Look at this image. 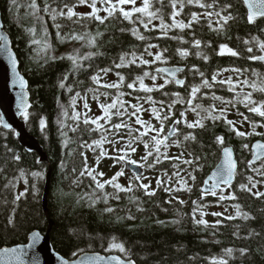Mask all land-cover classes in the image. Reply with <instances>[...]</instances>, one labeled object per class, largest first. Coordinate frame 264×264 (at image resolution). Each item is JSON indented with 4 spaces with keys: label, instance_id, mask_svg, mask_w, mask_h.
<instances>
[{
    "label": "trees",
    "instance_id": "trees-1",
    "mask_svg": "<svg viewBox=\"0 0 264 264\" xmlns=\"http://www.w3.org/2000/svg\"><path fill=\"white\" fill-rule=\"evenodd\" d=\"M201 2L212 6L201 7L195 3L185 4L181 15L177 17L178 20H184L187 23L191 14L196 13L200 17L199 23L194 22L191 29H172L167 36H162L159 19H153L149 29L146 30L139 21L133 23L126 20L119 12L104 24L91 18L82 19L80 24L73 23L76 17L72 20L60 16H57L55 21L51 19V9L59 11L65 3L71 5L75 3V0H35L39 12L44 14V22L41 21V23H37L28 10L27 6L29 9L33 8V0H15V2L0 0V11L5 30L11 37L21 64V72L30 85L32 106L28 111L29 116L23 119L29 135L39 142L47 157V159H42L37 152H28L22 146L18 132L6 130L0 124V249L26 244L30 234L39 231L43 234L49 232L55 250L69 260H75L84 253H99L119 255L123 259L134 260L136 264H214V261L220 259H227L228 264H264V197L257 199L247 192L240 191L238 187L241 183H247L248 176H253L257 180L264 179L252 171V168L260 167L261 161L251 166L248 163L253 159L252 144L256 140H264V136L240 137L223 119L215 122L210 120L200 130H192L184 125V134L195 133L197 139L186 141V144L181 139L182 146L174 149L172 155L166 153L168 157L178 156L182 152L186 159L200 157L199 161L191 166L179 164L182 171L191 167L190 172H194L196 176V180L192 181L191 192L187 195L183 194V191L180 192V198H182L180 200L185 201L184 204L173 199L172 193L162 189L155 196H145L142 189L135 187L140 183L138 181L132 183V192H118L110 185H106L103 190L98 189L92 177L87 174L80 175L85 168L90 169L91 162L84 151H81L84 145L82 140L86 134L81 130L73 132L70 128L69 102L72 89L81 88L82 85L96 87L92 77L98 73L102 78L115 76L118 79L117 83L120 87H106L107 94L117 93L122 97H130L137 101V104L143 105V102H147L150 105L148 106L150 112L155 107L161 110V114L169 111L173 113L170 119L164 121V132L159 134L161 137L169 132L176 119L183 121L181 113L188 109L186 104L192 86L200 85L204 78L212 82V76L217 72H220L217 77L220 80L229 78L224 77V74L232 69H241L240 74L232 71L237 77L231 78L234 82L248 80L249 85L241 83L233 92L229 90L227 84L213 82L214 86L211 89H201V94L197 95L194 105L201 104L207 108L219 103L220 108H228L227 117L237 122V128L251 132L252 126L248 121H245L243 126L239 123L243 120L239 114L242 112L249 117L250 121L258 125L256 132L264 133V126H260L264 125V117L249 112L244 103L237 100V97L242 100L245 92H252L254 99H264V93L250 86L255 83L258 88L264 87L261 83L264 79V63L247 59L252 55H264V52L259 49V43L264 42V18L257 19L255 24L248 23L247 9L241 0H201ZM227 3L234 5L227 11L238 19L229 21L226 29L217 33L212 30L217 27L214 23L215 16L212 18V27H209L210 21L203 14L218 12L221 6ZM46 5H51V9L47 12L45 11ZM141 5L142 0H138L135 6ZM97 7L103 8V5L98 2ZM123 7L130 10L133 5L128 4ZM83 8L87 10L81 12ZM157 8L163 13L164 22L172 23L171 13L174 10L169 0H164L163 6L153 0V10ZM76 11L89 13L92 9L87 5H80L76 7ZM99 14L106 15L104 11ZM137 16L141 14H134L133 20H136ZM143 19L147 22L146 17ZM57 24L61 26L59 29L56 28ZM134 28L148 39L140 40L133 35L132 29ZM44 30L52 40L56 57L52 58L47 54L45 57L40 56L41 44L37 46L35 42L42 38L45 40ZM85 32H91L92 35L99 32L103 35L97 37L95 46L89 45L88 47H84L88 44L86 41L79 43L76 40L61 39L69 33ZM171 37H182V39ZM196 39L201 41L199 48L195 46ZM149 43L159 45V48L150 49L153 53L166 49L163 60L154 61L153 56L144 54L143 50ZM82 44L83 47H81ZM220 44H228L240 55H219ZM250 46L253 47L252 53L247 51ZM72 50L80 51V54H71ZM182 50H187L189 55L182 57L179 54ZM90 53L93 55H89ZM124 53H128L129 58L132 53H135L137 57L143 54L144 59L154 62L144 65L137 60L135 64L116 68L114 62L119 63V58ZM205 55L208 57L206 60L203 58ZM70 57L80 59L74 62ZM161 66L183 68L180 76L185 81L184 86L180 88L167 80L165 76L160 75L157 69ZM106 68H111L112 71L105 75L100 70ZM224 69L228 71H223ZM145 72L151 75L144 76ZM199 72H203L204 77H201ZM117 73L120 75L118 76ZM257 73L260 74L259 77ZM152 75L156 76L155 80L152 79ZM120 76L124 78L122 82ZM137 76H143L144 85L153 90L147 92L140 88L139 81H136L135 89L129 88L128 84L132 83ZM159 85L165 86L160 88ZM176 93L180 94L182 102L175 103L174 107L169 110L167 105L177 100ZM203 93L208 95L201 98ZM212 93L225 100H237V102L234 105L222 104L220 100L212 98ZM63 108L65 111H62ZM232 112L233 115H231ZM149 121L155 124L154 119ZM160 126L158 123V127ZM87 134L90 138L93 137L92 133L87 132ZM218 136L224 137L223 144L217 142ZM245 144L249 147L245 148ZM227 146L235 148L239 161L236 183L228 188L230 193L236 192L238 199L221 201L219 196L211 195L202 198L201 189L204 180L218 164L222 149ZM161 152L166 151L161 150ZM189 152L193 154L191 157H189ZM156 155L154 152L153 156ZM17 156L20 157L19 160L15 158ZM154 157L146 161V169L154 168L163 175L166 171L168 176H172L173 171L177 170L174 165L179 163L178 161L164 159L161 156L162 162L155 164ZM153 164H155L154 167L150 166ZM50 169L52 170L51 183L48 207L45 210L43 194L45 179ZM21 172L24 175H21ZM33 172L41 175L35 177L32 175ZM95 174L96 171L93 175ZM97 178L101 182L105 181L100 177ZM122 179L120 177L118 182L127 187L129 184H124ZM257 187L260 191H264V184ZM25 190L27 194L17 201L15 197ZM93 190L113 195L118 193L120 198L115 199L113 195H109L108 197L112 199L109 201L110 204L106 205L105 196H103L100 201L94 203L86 196ZM224 190L225 188L222 191ZM169 199H172V203H167ZM194 201L202 205L206 204L207 207L222 204L233 207L239 203L241 210L255 219L227 220L224 219L226 215L217 217L208 214L206 208H203V212L207 215L202 217L200 211H197L193 217V211L196 209ZM108 208H113L114 211H106ZM140 208L143 211H139ZM132 216L135 218H129ZM201 218L206 219L209 225L195 223ZM219 219H223L224 223L215 228L212 227L211 225ZM173 221H178V223H173ZM253 229L261 235L249 237V232ZM236 232H239V236L234 235ZM114 242L122 243L126 251L121 252L118 248H112ZM229 248L233 249L231 256L226 252ZM241 248H248L249 252L242 255L238 251Z\"/></svg>",
    "mask_w": 264,
    "mask_h": 264
},
{
    "label": "snow or ice",
    "instance_id": "snow-or-ice-1",
    "mask_svg": "<svg viewBox=\"0 0 264 264\" xmlns=\"http://www.w3.org/2000/svg\"><path fill=\"white\" fill-rule=\"evenodd\" d=\"M13 2H15V0H13ZM98 2L103 5V8L97 7ZM136 3H137V0H75V3H73L71 5L65 3L63 5V7L59 9V11H57L56 9H51V5H46L45 11L47 12L49 9H51L50 15H51V19L53 21L56 20L57 16L66 17L69 20H72L73 17H76L77 19L75 21H73V23H75V24H80L81 20L84 18H91L95 21H98L100 24H104L107 20L114 17L116 15V13L119 12L121 14V16L126 20L132 21L133 23H136L137 21H139V23L142 24L146 30L149 29V25L152 23L153 19H159L160 20L159 29L161 31V34H162V36H167L168 33L172 29H181V30L191 29L194 22L199 23L200 17L196 13L191 14V17L187 23H185L184 20H178L177 19V17L181 15V12L183 11L185 4H194L195 3V4H199L201 7H211L212 6V5H206V4L202 3L201 0H169V4H170L171 8L174 10L171 13L172 23L169 24V23L164 22L163 13L160 11L159 8L153 10V0H142V5L139 7L135 6ZM156 3L163 6L164 0H156ZM241 3L247 5V8L249 10L247 13V22L248 23L255 24L258 18H264V0H241ZM128 4L133 5V7L130 10H126L123 7L124 5H128ZM80 5H87L88 7H90L92 9V11L89 13H79L76 11V7H78ZM32 7L36 11H39V7H38V5L35 4V0H33ZM233 7H234V5L232 3H227V4L222 5L220 8V11H218V12H206V13H204L203 15L206 16L210 21L209 27H212V18L215 16L214 23L217 25V27L212 28V30L216 31L217 33L223 32L226 29L229 21H234V20L238 19V17L234 16L231 12L227 11L228 9H231ZM65 9H66V11H65ZM101 11H104L106 13V15L101 16L99 14ZM226 12H227V14H224ZM136 13L141 14V16H137L136 20H133V16ZM143 17L147 18V22H145ZM60 27L61 26L59 24L56 25L57 29H59ZM84 27H86V25H84ZM153 27H155V26H153ZM121 31H124V30L121 29ZM132 32H133V35H136L140 40H147L148 39V37L141 34L139 32V30L136 28L132 29ZM102 35L103 34L99 33V32H97L95 35H92L91 32L69 33L65 36H62L61 39L86 41L90 46H95L97 43V37L102 36ZM171 38L182 39V37H171ZM0 39H3V37L0 36ZM253 39H257V38L253 37ZM194 43H195V46L197 48H199V46L201 45V41L199 39H196L194 41ZM245 43H248V41H245ZM152 48H159V45L149 43L145 47V49L143 50L144 54H147L148 56H153L154 61L163 60L164 59V52L166 51V49L159 51L157 53H153L152 51H150V49H152ZM259 49L261 52H264V42L259 43ZM4 50L7 51V48H5ZM247 51L249 53H252L253 47H251V46L248 47ZM179 54L182 57H187L189 55V52L187 50H182L179 52ZM218 54L219 55L230 54L231 56H239L240 55L239 52H237L233 48L229 47L228 44H220ZM9 55L12 57L13 63L15 64V53H9ZM89 55H93V53H90ZM203 58L205 60L208 59V57L206 55L203 56ZM70 59H73V61L75 62V60L77 58L76 57H70ZM247 59L254 60V61L255 60L264 61V55H252V56L247 57ZM137 60H139L140 63H142L144 65H148V64L154 62V61L144 59L143 54L141 56L137 57L135 53H132L131 58H129V54L124 53L119 58V63L114 62V64H115L116 68H120V67H124L126 65H129V64H135L137 62ZM100 71L106 75L108 72L112 71V69L106 68V69H101ZM157 71L158 72H166L169 70L168 69H157ZM176 71H182V69H175L172 72V75H175ZM196 71H199V69H196ZM223 71H228V69H224ZM232 71L236 72L237 74L241 73V69H232ZM117 75L119 76L120 74L117 73ZM148 75H151V74L147 73V72L144 73V76H148ZM199 75L201 77H204L203 72H199ZM219 75H220V72H217L215 75H213L212 76V82H210L207 78H204L200 85H194L190 89L188 105L191 108V111L195 112L199 118L192 121V122H188L186 119L183 121L181 119H176L173 122L171 130L167 134L163 135L162 138L159 136V134L164 132V126H163L164 121L170 119V117H171V115H173V113H171L170 111L165 112V114L162 117L161 116V110L153 107L151 109L152 114L154 115L156 120L160 121V125H161L159 128H156L154 125H152L150 123V121H145L141 118L140 113L142 112V110H144L142 104H130V107L133 109V111L128 112L127 109L124 107V103L120 100V97H117L116 100L112 103L100 104V108L103 110L102 116H99L96 118H90L87 116V113H85L83 123L84 124L91 123L93 125H96V127L93 128L92 131H97L99 129H102L104 132H110L111 129H115V130L127 129V130H129V133H131V131L133 130L132 125L129 124L127 121L121 120V122H119V123L111 124V129H109V128H106L104 124H100V120H105L106 123H111V118L113 115H117L120 117L127 115L129 120L132 117H135V123L141 125L144 128V131H140V129H135V131L139 133V135L136 136L135 139L139 140L143 136L148 135L149 132H156L157 133V135L151 136V140L154 142V145H153L154 151L157 154L154 157L155 164L162 162L161 156H163L164 159H174V160L178 161L179 163L174 165V167L177 169V171L173 175L178 177L176 183L178 185H180V187H177V188L171 187L170 182L172 181V176H168V173L165 171L164 176H167V180H165L163 177L158 178L156 181V183H157L156 188H152L151 182H149L148 184H144L142 181V174H136L133 179H134V181H139L140 183L136 184L135 187L142 189L144 195L148 196V197L155 196L157 191H159L161 189L165 192H168V193H172L173 191H181V190H186L188 192H191L192 188H191V186H189L188 178L181 175V170H180L179 164L182 163V164L191 166L194 163L198 162L200 157L196 156L194 159H186V158H184L183 152L180 153V155H178V156L168 157L166 152H164V153L161 152V146L164 145L165 147H167L166 142L169 141L170 137L176 135V132L178 131V129L176 128V125H179L183 122V123H186V126L189 129L204 128L205 124L203 121L205 119H211L213 122L223 119L227 123V125L230 126L231 130L234 131L236 133V135H238L240 137H246V136H251V135L264 136V133H259V132L255 131V129L258 125L255 122L250 121L249 117L244 115V113H242V112L239 114L243 117V120L240 121L239 123L241 124V126H243V123L245 121H248L252 126L251 132L241 131L239 128L236 127V124H237L236 121L228 119V117H227L228 108L227 107L216 108V106L213 104V105H210L209 107L205 108L201 104L193 105V101L197 98V95L201 94V89L202 88L211 89L214 86L213 82H218L220 84H227L229 90L233 91V92L236 91V88L239 87L241 83L244 85H249L248 80H244L242 82H239V81L234 82L231 77H229L227 79L218 80L217 77ZM256 75L258 77L260 76L259 73H257ZM92 79L97 84H100V82H101V77H100L99 73L96 76H93ZM123 79L124 78L122 76H120L121 82L123 81ZM152 79L155 80L156 76L152 75ZM136 81H139L140 88L144 89L145 91L151 92L153 90L152 88H149L146 85H144L143 76H137L132 83L128 84V87L135 89L136 88ZM175 82L181 86H183L185 83V81L182 79H177ZM19 83H20L21 88H24L27 85V82L23 79V77L19 78ZM261 83L264 84V79L261 80ZM102 86L107 87V88H119L120 84L113 82V83H106ZM164 86L165 85H159L160 88H163ZM250 86L254 89H257L261 93H264V87L258 88L257 84H255V83H252ZM121 95H123V93ZM175 95L177 97V100L172 102V103H169L167 105V108L169 110L174 107L175 103L182 102V100L180 98V94L176 93ZM207 95H208L207 93H203L201 95V98H203V96H207ZM96 98H98V97H96ZM212 98L215 100H220L222 104H233V105L238 100L239 102L244 103L245 107L248 109L249 112L258 114L260 117H264V99H259V100L254 99L252 92L243 93V99L242 100L239 97H237V100H225L223 97L216 96L215 93H212ZM137 99H139V98H137ZM148 99L150 100L151 98L149 97ZM118 103H119V109H124V111H120L117 108ZM161 103L163 104V102H161ZM20 107L23 109V112L21 113V115L24 118H27L29 116L28 108L30 107V105L27 103L26 98H25L23 93L21 94ZM85 107H87L86 103H85ZM113 109H117V111L114 113L112 111ZM198 109H199V111H198ZM201 112H203L204 115H201ZM181 116L183 117L184 113H181ZM74 119L79 120L80 114L77 113V115H76V117H74ZM3 123H4L3 117H2V114H0V124H3ZM260 126H264V125H260ZM5 127H9V125L5 124ZM73 131H75V129H73ZM121 139H123L122 136H121ZM196 139H197V136L195 133H189V134H186L183 136V140H185V141H189V140L195 141ZM105 142L115 144V143H118L119 141H116V140L109 141L107 136L102 135L100 140H95L90 144H86V146L88 148H93V150H94V147H93L94 145H95V147H101ZM217 142L220 144H223L224 143V137L218 136ZM66 143H67V141H66ZM132 143H133V140H129L128 144L126 145V147L124 149L118 150V151H124L125 155L110 157V158L115 159L118 163L120 161H125L127 163L128 162L127 149H131L132 152L136 151V148L132 147ZM173 143L179 145L180 141L174 140ZM244 147L248 148L249 145L245 144ZM254 147L256 149L255 158H254V160L249 161L248 163H249V166H251L252 164L256 163V161H261L260 167L259 168H252V171L255 172L258 176L264 177V171H262V169H264V143L257 142L254 145ZM145 148L148 149V151H147L146 156L142 157V160H144L146 162L148 157L153 156V150L151 148H149L148 143H145ZM223 151H224V154L226 157L225 164L223 167L219 168V170L216 173H214L213 176L210 178L212 181H214V183L207 184L202 189V198H203V196H206V195L216 196L217 195V189H219L222 184L227 185L228 188H231V186H232V181H233L235 174H236L237 163L233 159V153H232L231 148L226 147V148H224ZM192 155L193 154L191 152H189V157H191ZM106 156H108V152L106 150H103L99 153V155L97 156V167L99 166V161ZM15 158L17 160L20 159L19 156L15 157ZM130 163L133 165H136L137 161L131 160ZM155 164L150 165V166L154 167ZM139 166L141 168L144 167L143 164H140ZM94 172H95V169L85 168L84 171H82L80 173V175L83 176V175L87 174L88 176L92 177V179L96 181V187L98 189H101V190H103L106 185H110L113 188L117 189L118 192H132L133 191V185L131 183L127 187H125L118 182L119 178L124 175L123 170L117 172L113 177H111L110 179L105 180L103 182H101L97 177H103V176H105V173L100 171V172H96V174L93 175ZM21 175H24V173L21 172ZM32 175L35 177H39L41 174L38 172H33ZM188 175L192 181L196 180V176H195L194 172H190ZM260 184H264V179L257 180L253 176H248L247 177V183H241V184H239L238 187H239L240 191L247 192V193L251 194L252 196L256 197L257 199H260V198L264 197V191H260L259 188L257 187ZM253 189H256V191H253ZM226 190L227 189H225V191ZM26 194H27V190H25V192H23V193L18 194L15 197V199L17 201H19L21 199V197L25 196ZM109 195H113V194L105 193V197H107ZM113 198L119 199L120 197L117 193V194L113 195ZM130 199H139V198H130ZM173 199H178V198L173 197ZM226 199L237 200L238 197H237L236 192L233 191V192L229 193L228 196H225V195L219 196V200H221V201L226 200ZM167 203H172V199H169L167 201ZM179 203L184 204L186 202L183 200H179ZM193 203L196 204V209H194V211H193V217H195L197 211H200L202 217L204 215H207V213L203 212V208L207 207L206 204L202 205L198 201H194ZM233 207L235 208V214L234 215H228V216L224 217V213H221V212H213V213H211V215L217 216V217H224V219H227V220H234L237 218H242L244 220L255 219V217H250L247 212H243L241 210V205L239 203L233 205ZM138 210L143 211L142 208H140ZM106 211L112 212V211H114V209L108 208V209H106ZM165 211H167V209H165ZM129 218L134 219L135 217L132 216ZM161 223H163V222H161ZM173 223H178V221H173ZM195 223L198 225H200V224L205 225V226L209 225V222L203 218L196 220ZM223 223H224V220L219 219L215 222V224H213L211 226L215 228L218 225H222ZM234 235L239 236V232L234 233ZM260 235L261 234L259 232H256L255 229H253L249 232V237L260 236ZM39 239H40V234L39 233L35 234L33 237V240L38 241ZM29 247H32V245H29ZM112 248H118L121 252L126 251L124 248V245L122 243L117 244L114 242L112 244ZM12 251L15 252L16 250L12 249ZM238 251L242 255H244V254H247L249 252V249L248 248H241ZM226 252L229 256H231L233 253V249H231V248L226 249ZM113 259L119 260V257H113ZM64 264H68V261H65ZM120 264H124V261L120 260ZM129 264H135V262L130 261ZM214 264H228V260L227 259H220L218 261H214Z\"/></svg>",
    "mask_w": 264,
    "mask_h": 264
},
{
    "label": "water",
    "instance_id": "water-1",
    "mask_svg": "<svg viewBox=\"0 0 264 264\" xmlns=\"http://www.w3.org/2000/svg\"><path fill=\"white\" fill-rule=\"evenodd\" d=\"M245 6L248 13L249 10L247 8V5ZM0 36L3 37V39H0V114H2L4 121L1 126L6 130H13L18 132L20 142L28 152H37L42 159H47L46 154L43 152L42 146L35 138L29 135L26 129V124L23 120V116L21 115V113L23 112V109L20 107L22 93L24 94L27 103L30 105L28 111L31 109L32 106L31 93L29 91L30 85L27 78L21 72V64L14 50L11 37L5 30V24L3 22L1 11ZM5 48H7V51L4 50ZM9 53H15V64L13 63V59L9 55ZM261 62L264 63V61ZM158 69H168L169 71L166 72H157L175 81L178 79V75L184 70L181 67L175 66H161ZM175 69H182V71H176L175 75H172V72ZM20 77H23V79L27 82V85L24 88H21L20 86ZM177 85L180 88L184 86H181L179 84ZM5 124L9 125V127H5ZM172 137H170V139ZM257 142L264 143V140H257L252 144V160H254L255 158L256 149L254 145ZM227 148L232 149L233 159L237 163L236 174L232 181V185H234L236 183L237 173L239 171V161L237 159V153L235 148L233 146H227ZM223 150L221 152L220 161L205 179L203 188L207 184L214 183V181H212L210 178L213 176L214 173L219 170V168L224 166L226 157ZM258 162L260 161H256V163ZM129 170L134 172L135 175L142 174V169L136 165H129ZM51 174L52 170L50 169L45 179V189L43 194V207L45 210H47L48 207ZM223 187H227V185L222 184L220 188L217 189V191L221 190ZM37 233L40 234V239L38 241H34L33 237ZM29 245H32V247H29ZM12 249H15L16 251L13 252ZM113 257H119V260H114ZM120 260H123L124 264H129L130 261H134L123 259L119 255L115 254L103 255L99 253H84L75 260H69L55 250L49 232L43 234L39 231L31 233L26 244L0 249V264H64L65 261H68V264H120Z\"/></svg>",
    "mask_w": 264,
    "mask_h": 264
},
{
    "label": "rangeland",
    "instance_id": "rangeland-1",
    "mask_svg": "<svg viewBox=\"0 0 264 264\" xmlns=\"http://www.w3.org/2000/svg\"><path fill=\"white\" fill-rule=\"evenodd\" d=\"M138 1V0H137ZM28 7V10L31 12V17H34L37 21V23H41V21L44 22L43 20V17H44V14L39 11H36L35 9L33 8H30L29 9V6ZM87 9L86 8H83L81 9V12H85ZM39 17V18H38ZM43 35H44V39L45 40H39L37 42H35V44L37 46H39L40 44V48H42V51L40 52V56L41 57H45L47 55H49L50 57H56V54L53 52L55 50L54 46H52V40L49 36V34L46 32V30H44L43 32ZM44 41V43H43ZM79 43H82V41H79ZM88 47L89 44H85L84 47ZM83 47V44L82 46ZM80 50V49H78ZM51 53V55L49 54ZM80 54V51H76V50H72V53L71 54ZM47 54V55H46ZM77 58V57H76ZM77 59H80V58H77ZM76 59V60H77ZM229 75V76H227ZM237 77L236 73L234 74V72L230 71V72H227L226 74H224V77ZM106 80L109 82V83H117L118 82V79L115 77V76H109V77H106ZM109 95L106 96H102V97H99V98H96V100L94 102H92V105L89 106V107H84V105L81 104V100L78 101L79 103V112L81 114H84V113H89V115H91L92 117L91 118H94V116H98L100 115V104L104 103V104H108V103H112L116 100V98H110L108 97ZM122 100V102L124 103V105H126V109L127 111L130 112L133 111L132 108L130 107V104H137V101H134L132 98H126V97H122V96H119ZM127 102V103H126ZM143 109L145 110L144 112L141 113V118L145 121H149L150 119H154L153 122H155V124H152L154 125L156 128H159L158 127V123H160V121L156 120L154 115L152 114V112L148 111V103L147 102H143ZM117 108L119 109V103L117 105ZM216 108H220V104H216ZM102 110V109H101ZM119 110H122L123 109H119ZM62 111H65L64 108ZM114 113L117 111V109H113L112 110ZM184 113V116H183V120H187L188 122H192L196 119H198L197 117V114L195 112H191V111H187V112H183ZM203 114V112H201ZM102 115H103V110H102ZM164 115V113L161 114V116ZM204 115V114H203ZM233 115V112L232 114ZM115 115L112 116L111 118V121L113 119ZM66 117V116H65ZM67 119V117H66ZM100 121H103V122H106L105 120H100ZM157 121V123H156ZM105 124V123H104ZM186 124V123H185ZM139 125V124H138ZM141 127V131H144V128L139 125ZM261 130V129H260ZM150 134L153 136V135H157L156 132H150ZM119 134L118 133H115V132H108L107 133V138L109 141L111 140H116V141H119L118 143H115V144H112V143H107L105 142L103 145H102V151L103 150H106L108 152V156L104 157L103 159H101L99 161V166L97 167V160H92L90 158V162H91V166H90V169H95V171H102L105 173V176L103 177H100L101 179L103 180H106L108 179L109 177H111L112 175H115L117 172L121 171V165L113 158H110V157H116V156H121V152L122 153H125L124 151H118L120 149H124L127 145V140L125 139H118L119 137L121 136H118ZM138 142V143H137ZM137 144H135L137 147H136V151L133 152V158L134 160H136L137 162H143L144 160H142V157L146 156L147 154V149L145 148V143H142L141 140H137ZM153 142V141H152ZM94 147V146H93ZM131 149H127V153L130 151ZM132 158V157H131ZM96 163V164H95ZM95 164V165H94ZM177 170L173 171L174 173L176 172ZM187 171V170H186ZM184 171V173L181 172V175L188 178V183H189V186L192 185V180L191 178L189 177V171ZM126 174L128 176V172L126 171ZM122 177V176H121ZM160 177H163L165 180H167V176H164L163 174H161L160 172L158 171H149L147 172V175L144 176L142 178V181L144 184H148L149 182H151V186L152 188H156L157 187V179L160 178ZM178 177H176L175 175H172V181L170 182V185L171 187L173 188H177V187H180V185H178L176 183ZM122 181H124V184L126 183L127 185L129 184V181L127 180H124L122 179ZM227 189L226 191H220L219 192V196L220 195H225V196H228L229 193H230V190L228 188H225ZM183 191V190H181ZM181 191H173L172 194H173V197H176V196H180V192ZM105 193V192H104ZM104 193H101V192H97L96 190H93L91 191L90 193H87V198L88 200L96 203L97 201H100L101 198L103 196H105ZM179 198V197H178ZM112 198L110 197H105V200L106 201V205H109L110 204V200ZM179 199H182V198H179ZM228 199L224 200V201H227ZM206 212L208 214L211 215V213L213 212H221V213H224V215L228 216V215H234L235 214V208L230 206V205H227V204H222V205H218V206H208L206 207ZM217 218V217H215Z\"/></svg>",
    "mask_w": 264,
    "mask_h": 264
},
{
    "label": "flooded vegetation",
    "instance_id": "flooded-vegetation-1",
    "mask_svg": "<svg viewBox=\"0 0 264 264\" xmlns=\"http://www.w3.org/2000/svg\"><path fill=\"white\" fill-rule=\"evenodd\" d=\"M166 79L172 81L174 83V85H177V83L175 82V80H171L169 78H166ZM178 79H182L181 76H180V74L178 75ZM107 82L108 81L106 80V78H102V76H101V82H100V84H97V83L94 82L96 87L91 88L90 86L87 87L86 85H82L81 88H78V89L77 88H74V89H72L71 101L69 102V105H70V116L68 117L69 118V125H70V128H71L72 131H73V129H75V131H73V132H76L78 130H81V131H83L84 134H86V136L82 140L84 142V145H82L81 151H84L85 155L87 157H89V160H90V158L92 160H97V156L102 151V146L101 147H95V145H94V150H93V148H88L86 146V144H90V143H92L95 140H100L101 137H102V135L107 136V133L108 132H104L102 129H99L97 131H92V129L95 128L96 125H93L91 123H89V124H84L83 123V119H84V114L85 113L84 114H81L79 112V103H78V101L81 100L80 102H81L82 105H84V107H85V103L87 104V107H89V106L92 105V102H94L96 100V97H98V98L99 97H102V96H106L107 97V95H109L108 97H110V98H117L118 96H120L117 93L116 94H113V93L107 94L106 87H103L102 86L103 84H106ZM120 100H121V98H120ZM186 105L188 106V109L185 110L184 112L191 111V108L189 107L188 103ZM193 105H194V101H193ZM215 106H216V104H215ZM120 111H122V110H120ZM77 113L80 114V119L79 120L74 119V117H76ZM203 114L201 113V115H203ZM87 116L90 117V118L92 117L91 115H89V113H87ZM99 116H102V110L101 109H100V115H98V116L96 115V116H94V118L99 117ZM197 118H199V117H197ZM182 119H183V117H182ZM121 120L127 121L129 124L132 125V129L133 130L131 131V133H129V130H127V129H122V130L111 129V124L119 123V122H121ZM210 120L211 119H205L203 122L205 124V123H208V121H210ZM100 124H104L106 128L111 129L110 132L118 133L119 134L118 136H122L123 139L127 140V144L129 142V140H133L132 147H135V148L137 147L135 144H137L138 142L135 139V137L138 136L139 133L136 132L135 129H140V131H141V127L138 124L135 123V117H132L129 120L127 115H124L123 117H120V116L115 115L113 117L111 123H106V122L100 121ZM184 125H186V124L183 123V122L181 124H179V125H176V128L178 129V131L176 132V135L173 136L171 139H169V141L166 143L167 144V147H165L164 145H162L161 146V150H163V151L165 150L166 153L172 155L174 149H176L178 146H182L183 143L186 144V141L185 140H183V143L181 141V139H183V136L186 135V134H184V132H185ZM196 129H199L200 130V128H196ZM196 129H192V130H196ZM87 132L88 133H92L93 134V137L90 138V135H88ZM165 134H167V133H165ZM151 136L152 135L149 132L148 135L143 136L139 140H141L142 143H144V142L148 143L149 148H151L152 150H154V147H153L154 142H152ZM161 138H162V136H161ZM118 139L120 140L121 137H119ZM84 140H86V141H84ZM174 140H179L180 141V144L177 145V144L173 143ZM135 142H137V143H135ZM147 151H148V149H147ZM154 152L155 151H153V153ZM121 155H125V153H122L121 152ZM127 156H128V162L126 163L125 161H120L119 164L121 165V170L124 171V175L122 176V178L124 180H126V181L128 180L129 181V184L130 183L132 184L134 182V179H133L134 178V175L129 170L128 166L131 164L130 161L131 160H134V158H133V156H134L133 155V152L130 150L127 153ZM152 157H154V156H152ZM152 157H148V159L149 158H152ZM140 164H143L144 165V167H142V169H143V172H144V175L145 176L147 175V172H149V171H155L154 168H152V169H146V162L145 161H143V162H139L138 161L136 165H140ZM126 171L128 172V176L126 174ZM187 171H189V173H190L191 167H189L187 169ZM181 172L184 173V171H182V170H181ZM138 183H139V181H138ZM204 183H205V180H204ZM203 186H204V184H203ZM202 189H201V191H202ZM157 193H158V191H157ZM183 194L187 195L188 194V191L183 190ZM211 196H213V195H211ZM217 196H219L218 192H217L216 197ZM176 197L177 198L178 197L180 198L181 195L180 196H176ZM179 198L178 199H175V200H180Z\"/></svg>",
    "mask_w": 264,
    "mask_h": 264
}]
</instances>
